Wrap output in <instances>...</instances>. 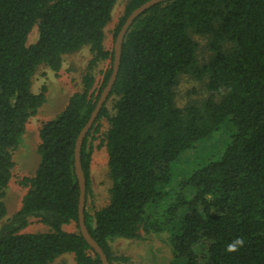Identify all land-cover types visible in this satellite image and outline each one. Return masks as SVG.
<instances>
[{
    "label": "trees",
    "instance_id": "obj_1",
    "mask_svg": "<svg viewBox=\"0 0 264 264\" xmlns=\"http://www.w3.org/2000/svg\"><path fill=\"white\" fill-rule=\"evenodd\" d=\"M146 1L127 2L107 49L117 0H0V219L13 153L47 99L46 87L32 90L38 67L59 72L64 56L84 46L93 55L82 90L39 130L40 163L24 178L22 206L0 234V264H52L65 253L77 264H102L79 228L76 142L112 74L116 36ZM35 26L38 38L28 44ZM192 34L208 37L204 63ZM107 60L97 83L92 69ZM185 75L207 80L217 97L180 107L175 87ZM103 118L111 198L92 214L90 167ZM219 130L227 133L224 148L175 185L182 154ZM81 164L85 223L110 264L111 239L165 232L171 264H264V0H169L138 16L123 39L112 90L83 139ZM31 219L48 230L23 232ZM69 224L76 231L63 229ZM237 237L244 246L227 252Z\"/></svg>",
    "mask_w": 264,
    "mask_h": 264
},
{
    "label": "rangeland",
    "instance_id": "obj_2",
    "mask_svg": "<svg viewBox=\"0 0 264 264\" xmlns=\"http://www.w3.org/2000/svg\"><path fill=\"white\" fill-rule=\"evenodd\" d=\"M129 0H117L112 19L105 28V47L112 48L115 29L122 18L125 6ZM198 43V58L200 63L206 62L211 51L208 48V37L192 34ZM38 28L35 26L31 31L28 44L36 42ZM93 55L89 46L82 47L79 51L64 56L63 65L59 72H54L45 65H40L33 77L32 90L40 93L46 87V102L39 108L36 115L32 116L27 124L18 146L13 153L15 167L12 170V179L6 188L2 201L6 205L7 214L0 219V234L10 226L15 213L20 210L22 200L28 186L24 178L34 176L40 163L38 145L40 143L39 130L42 124L58 116L72 94L83 88V76L87 73ZM109 61L98 62L93 70L95 80L98 83L102 71L109 66ZM176 101L180 107L189 103H202L207 98L216 94L207 89V80H198L190 75L182 76L175 87ZM112 107V101L108 102ZM109 124L106 118L102 119V127L94 140V151L91 160V190L88 196V210L94 211L107 206L110 202L112 180L109 175L108 153L103 142ZM227 133L219 130L215 135L198 142L195 147L186 151L180 157L176 165L178 178L175 185L190 173L198 164L205 162L207 156H216L218 151L224 148ZM154 210V209H153ZM63 229L68 232L76 231L75 224L64 225ZM48 226L31 219V223L24 228L23 232H44ZM110 248L114 257V264H171L173 260L172 248L168 242V233H141L137 238L115 237L110 240ZM52 264H77L72 253H65L57 258Z\"/></svg>",
    "mask_w": 264,
    "mask_h": 264
},
{
    "label": "water",
    "instance_id": "obj_3",
    "mask_svg": "<svg viewBox=\"0 0 264 264\" xmlns=\"http://www.w3.org/2000/svg\"><path fill=\"white\" fill-rule=\"evenodd\" d=\"M169 0H147L143 4H141L139 7H137L133 12L127 17L124 24L120 28L116 39L114 43V64H113V70L112 74L110 76V79L106 86L104 87L100 98L98 99V102L96 104V107L94 111L92 112L88 122L81 130L77 142H76V148H75V169L77 173V177L80 184V201H79V228L81 231V234L85 238V240L90 244V246L94 249V251L100 256V259L102 261V264H110L109 260L107 258V255L103 248L95 241V239L91 236L89 233L86 223H85V202H86V181L84 177V172L81 164V146L83 139L85 138L87 132L90 130L92 125L94 124V121L96 117L98 116L100 109L102 108L103 104L107 100L112 87L114 85L119 65H120V59H121V50H122V43L123 39L130 28V26L133 24L134 20L140 16L143 12H145L148 8L160 3V2H166Z\"/></svg>",
    "mask_w": 264,
    "mask_h": 264
},
{
    "label": "clouds",
    "instance_id": "obj_4",
    "mask_svg": "<svg viewBox=\"0 0 264 264\" xmlns=\"http://www.w3.org/2000/svg\"><path fill=\"white\" fill-rule=\"evenodd\" d=\"M245 244V240L243 237H237L235 238L231 243H229L226 247V251L231 253V252H236L239 250V248L243 247Z\"/></svg>",
    "mask_w": 264,
    "mask_h": 264
}]
</instances>
